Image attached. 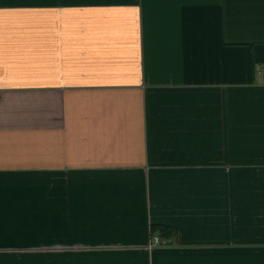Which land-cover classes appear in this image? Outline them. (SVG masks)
I'll use <instances>...</instances> for the list:
<instances>
[{
	"label": "crops",
	"instance_id": "crops-1",
	"mask_svg": "<svg viewBox=\"0 0 264 264\" xmlns=\"http://www.w3.org/2000/svg\"><path fill=\"white\" fill-rule=\"evenodd\" d=\"M0 264H264V0H0Z\"/></svg>",
	"mask_w": 264,
	"mask_h": 264
},
{
	"label": "trees",
	"instance_id": "trees-1",
	"mask_svg": "<svg viewBox=\"0 0 264 264\" xmlns=\"http://www.w3.org/2000/svg\"><path fill=\"white\" fill-rule=\"evenodd\" d=\"M152 233H158L160 234L162 237H169L172 236L175 231L174 229L167 227V226H154L152 227Z\"/></svg>",
	"mask_w": 264,
	"mask_h": 264
}]
</instances>
